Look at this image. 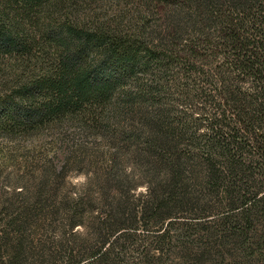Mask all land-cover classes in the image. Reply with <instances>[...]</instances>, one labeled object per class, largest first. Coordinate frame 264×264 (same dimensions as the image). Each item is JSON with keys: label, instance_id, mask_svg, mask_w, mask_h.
<instances>
[{"label": "trees", "instance_id": "obj_1", "mask_svg": "<svg viewBox=\"0 0 264 264\" xmlns=\"http://www.w3.org/2000/svg\"><path fill=\"white\" fill-rule=\"evenodd\" d=\"M7 1L28 13L45 0ZM163 3L178 5L179 12L168 20L161 47L103 26L63 23L49 34L59 48L54 69L25 85L19 98L0 100V122L12 127L83 106L92 120L108 121L119 100L140 116L133 155L145 184V192L130 200L137 181L117 174L116 150L94 184L97 195L81 203L52 200L63 167H45L26 194L16 190V179L7 191L0 180V264H32L40 255L47 264L56 254L64 264H91L107 258L110 236L128 238L138 220L140 226L164 224L161 236L175 223L198 227L209 239L215 230L219 242H242L264 220V0ZM18 44V34L0 23V48ZM138 71L148 79L136 77L133 91L122 89ZM39 92L45 97L37 102ZM94 200L101 211L92 217L91 242V234L76 226ZM61 208L67 227L54 241L56 253L47 252V243H33L26 230L36 217L34 227L55 219ZM184 211H193L196 221L178 223Z\"/></svg>", "mask_w": 264, "mask_h": 264}, {"label": "rangeland", "instance_id": "obj_2", "mask_svg": "<svg viewBox=\"0 0 264 264\" xmlns=\"http://www.w3.org/2000/svg\"><path fill=\"white\" fill-rule=\"evenodd\" d=\"M177 12L178 5H165L163 0H45L42 5L23 13L20 4L0 0V23L17 33L22 42L11 48H0V100L19 98L25 85L29 86L35 77L54 69L60 59L59 48L49 34L55 26L67 22L85 28L103 26L112 35L130 37L157 48L163 43L168 20ZM136 77L145 81L149 76L138 71L124 80L122 89L133 91ZM117 93L114 92V97ZM44 97L45 94L39 92L35 93L34 99L38 102ZM176 103L179 106L180 101L176 100ZM26 105H29L28 101ZM113 106V111L116 110L108 121L92 120L87 116L89 108L83 106L36 125L12 127L0 122L2 188L9 190L10 183L16 179V190L26 194L33 191L35 181L45 167H63L52 200L58 202L63 197L65 204L71 205L72 200L81 203L86 201L87 194L89 197L97 195L94 184L101 181V173L108 169L109 154L116 150L117 174L129 173L132 180L137 181L135 194L129 199L145 192L144 178L136 168L140 165L139 159L133 155L136 149L134 134H139L136 131L141 125L139 113L122 108L116 99ZM100 208L97 203L92 209L86 208L80 216L82 224L76 226L87 236L91 234V242L92 217L100 213ZM62 212L64 209L61 208L53 220L40 219V226L34 227L38 221L36 217L26 230L33 243H47V252L54 250L56 253L54 241L67 227L68 219ZM179 216L183 219L178 223L196 221L193 211H184ZM141 222L137 221L139 226L129 232L128 238L110 236L106 242L112 239L114 242L104 246L110 250L107 258L94 260L91 264H264V220H258L242 242L227 237L219 242L217 234L220 232L215 230V236L209 239L204 230L180 223L170 227L168 235L161 236L158 234L164 224L160 227L153 224L140 226ZM59 256L56 254L47 264H64ZM34 263L45 264V258L37 256Z\"/></svg>", "mask_w": 264, "mask_h": 264}]
</instances>
